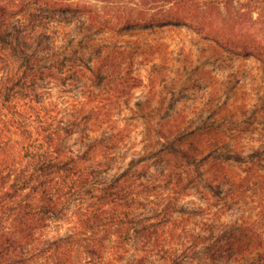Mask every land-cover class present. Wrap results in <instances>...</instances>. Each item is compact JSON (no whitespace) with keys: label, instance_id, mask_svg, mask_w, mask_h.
<instances>
[{"label":"rangeland","instance_id":"1","mask_svg":"<svg viewBox=\"0 0 264 264\" xmlns=\"http://www.w3.org/2000/svg\"><path fill=\"white\" fill-rule=\"evenodd\" d=\"M0 1L19 5L10 6L13 15L0 23L19 43L18 55L28 56L37 74L30 86L18 88L11 103L0 104L8 118L23 128L13 130L34 134L39 126L37 116L39 120L51 117L43 121L44 127L51 125L58 130L66 157L78 158L89 143L98 142L101 135L111 133V128L127 126L131 120L130 132L118 141L119 148L107 161L109 167L100 166L104 158L90 162L97 176L90 179L94 196L102 195L107 184L122 176L132 161H140L136 175L147 165L143 181L161 184L171 168L148 159L151 152L163 148L169 137H176L180 131L213 125L219 133L217 145L206 153L208 160L193 171L198 177L196 185L176 204L182 210L169 217L163 239L170 252L160 253L153 242L134 231L132 239L119 247L114 237L109 239L107 260L112 264H264V256L257 252L224 255L212 261L206 245L189 249L194 242L191 233L210 235L206 224L214 225L217 235L244 223L251 225L257 218V204L238 197L233 179L244 177L248 167L260 159L258 175L264 182V69L259 61L215 57L209 44L185 26L138 27L122 36L112 30L114 23L121 25L126 20L145 25L150 24L152 15L159 19L165 10L163 0ZM28 2V6L20 5ZM54 3L66 5V11L53 9ZM114 47L135 55L125 66L132 64L139 83L121 101L119 92L99 86L94 75L102 58ZM20 63L13 51L0 45V88L19 71ZM110 96L114 104L107 113L108 106L103 108L102 101ZM137 103L145 104L149 119L138 118ZM106 113L114 124L110 127L102 124ZM174 125L177 129L170 130ZM235 154L243 160L232 159ZM21 155L0 154V243L7 239L16 242L9 250L4 247L6 259L66 264V255L46 252L39 258L38 254L47 251L49 243L79 233V213L92 200L82 191L79 196L67 197L46 226L34 231L31 217L24 219L23 212L27 211L25 206L36 204L39 196L32 179V161ZM215 163H221L225 171L216 173L211 167ZM216 175H227V180ZM216 187H220L218 196L213 193ZM161 203L160 198L146 197L133 215L151 217ZM25 224L32 230L28 237L23 234ZM74 251L73 264H94L85 246L76 244ZM8 260L0 259V264Z\"/></svg>","mask_w":264,"mask_h":264},{"label":"trees","instance_id":"2","mask_svg":"<svg viewBox=\"0 0 264 264\" xmlns=\"http://www.w3.org/2000/svg\"><path fill=\"white\" fill-rule=\"evenodd\" d=\"M163 2L165 10L159 15L161 17L157 19L158 15H152L150 24L142 25L138 21L126 20L120 23L121 25L114 23L112 30L122 36V33L138 27L185 26L196 33L200 41L209 44L215 57L228 55L246 60L255 59L264 69V0H163ZM29 4L31 2L20 5L25 7ZM10 6L19 7L14 3L4 4L0 1V20L5 21L7 17L13 15V9ZM52 8L66 11V5L63 4L54 3ZM3 26L4 23H0V45L13 51L21 59V63L19 71L2 84L0 104L11 103L18 88L30 86L37 79L35 65L28 56L18 55L19 43L12 38L10 32L3 29ZM133 56L135 55L130 51L114 47L106 57L102 58L99 69L94 74L99 86L106 85L110 90L121 94L118 97L119 101L123 97H128L136 84H139L138 79L133 76L132 64L125 66V62ZM193 86L200 85L194 83ZM102 103H104L103 108L108 106V113L111 110L109 107L114 104V99L110 96L103 99ZM2 106L0 105V154L4 156L15 154L19 157L24 154L23 157L30 158L34 169L32 179L39 199L36 204L25 206L27 211L23 212L24 219L31 217L34 223L32 229L41 231L50 216L55 215L61 201L67 197L79 196L82 191L92 200L88 208L79 213L80 232L49 243L47 251L44 250L38 254L39 258L46 252L51 255L63 254L66 255V264H73L72 255L75 252V245L80 244L85 246L94 264H112L107 260V255L110 253L107 250L109 239L114 237L116 247H119L132 239L134 231L153 242L160 253L170 252L164 247L165 227L169 223L170 215L182 210L177 209L176 206L181 195L196 185L198 177L194 176L193 171L199 169L202 161L208 160L205 158L206 153L217 145L219 133L213 125L189 132L180 131L176 137L172 139L169 137L163 144V148L149 154L148 159L154 160L156 165L166 164L171 168L161 184L143 181L147 165L142 166L143 173L136 175L140 170L137 167L140 161H132L130 168L122 176L109 182L103 189L102 195L97 197L93 195L94 190L90 185L91 178L97 179L96 171L91 168L90 162L104 158L100 166L109 167L107 161H110L113 152L119 148L118 141L130 132L131 120H128L130 124L127 126L121 128L114 126L111 128V133L109 131L101 135L98 142L89 143L82 156L68 158L64 155L60 144L58 130L51 125L46 127L43 125V121H49L51 117L42 116L39 120L38 115L37 131L34 134H27L26 131L19 134L13 129L23 128L13 119L8 118ZM137 107V112L141 114L138 118L145 120L150 118L151 115L145 112L144 103H137ZM18 113L20 116L27 115ZM107 113L104 115L105 121L102 124H108L110 127L114 124ZM174 126L170 130L177 129L178 125ZM211 136L212 138L207 141ZM232 156L231 158L235 161L243 160L240 154ZM260 164L262 160L259 159L248 167L244 177L233 179L234 192L238 194V197L249 198L257 204L259 211L256 220L251 225L244 223L233 230L217 235H215V226L206 224L210 235L191 233L190 236L194 242L189 249L198 244L206 245V253L212 261L223 258L224 255H245L254 252L264 256V182L258 175ZM211 167L216 173L225 171L221 163H215ZM216 176L227 180V175ZM219 188L214 189L215 196L220 195ZM151 196L161 199L162 203L158 205L161 208L154 210L153 215L145 219L134 216L133 212L141 201ZM28 227L25 224L22 228L23 234L27 237L32 234V230ZM102 229L104 234L100 235ZM84 235L86 237H82ZM15 244L16 242L12 239L0 243L2 261L8 260L6 259L8 253L5 251ZM4 247L7 250H3ZM31 263L33 264V259L8 260L5 264Z\"/></svg>","mask_w":264,"mask_h":264}]
</instances>
